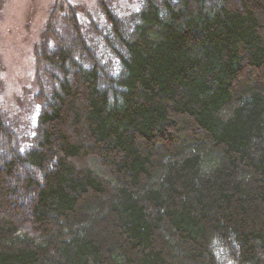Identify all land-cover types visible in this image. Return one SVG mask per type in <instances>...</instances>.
Instances as JSON below:
<instances>
[{
  "label": "trees",
  "instance_id": "obj_1",
  "mask_svg": "<svg viewBox=\"0 0 264 264\" xmlns=\"http://www.w3.org/2000/svg\"><path fill=\"white\" fill-rule=\"evenodd\" d=\"M97 4L0 103V264H264V0Z\"/></svg>",
  "mask_w": 264,
  "mask_h": 264
},
{
  "label": "rangeland",
  "instance_id": "obj_2",
  "mask_svg": "<svg viewBox=\"0 0 264 264\" xmlns=\"http://www.w3.org/2000/svg\"><path fill=\"white\" fill-rule=\"evenodd\" d=\"M53 0H4L0 12V103L19 126H36L37 106L33 103L34 56ZM86 6L96 16L97 0H70ZM123 10L136 9L138 0H117Z\"/></svg>",
  "mask_w": 264,
  "mask_h": 264
}]
</instances>
